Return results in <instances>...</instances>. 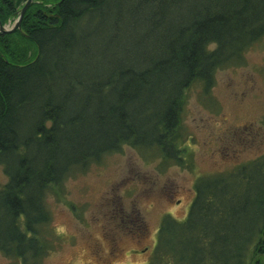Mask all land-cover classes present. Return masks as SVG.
<instances>
[{"label": "trees", "instance_id": "trees-1", "mask_svg": "<svg viewBox=\"0 0 264 264\" xmlns=\"http://www.w3.org/2000/svg\"><path fill=\"white\" fill-rule=\"evenodd\" d=\"M27 0H0V21ZM264 37V0H33L0 33V255L58 247L49 190L129 145L190 165L187 90L209 92ZM184 221L165 215L147 264H264V153L201 176Z\"/></svg>", "mask_w": 264, "mask_h": 264}, {"label": "rangeland", "instance_id": "rangeland-1", "mask_svg": "<svg viewBox=\"0 0 264 264\" xmlns=\"http://www.w3.org/2000/svg\"><path fill=\"white\" fill-rule=\"evenodd\" d=\"M20 14L5 27L13 29ZM244 60L217 70L209 92L200 84L187 90L182 131L190 165L166 164L157 151L126 145L49 190L45 231L59 239L43 264H147L162 218H187L201 176L264 153V37ZM7 261L0 255V264Z\"/></svg>", "mask_w": 264, "mask_h": 264}, {"label": "water", "instance_id": "water-1", "mask_svg": "<svg viewBox=\"0 0 264 264\" xmlns=\"http://www.w3.org/2000/svg\"><path fill=\"white\" fill-rule=\"evenodd\" d=\"M32 1L33 0H28V2L25 4V6L21 9V14L19 16V20H18L17 24H15L16 26H14L13 29H10V30L7 29L5 27V25H3L2 22L0 21V31L2 33H4V32H12V31H14L16 29V27L20 28L21 27V21L24 18V14H25L26 10L28 9V7L31 5Z\"/></svg>", "mask_w": 264, "mask_h": 264}]
</instances>
